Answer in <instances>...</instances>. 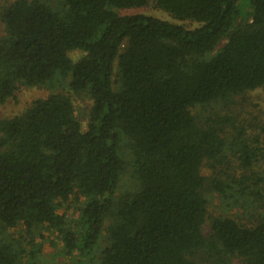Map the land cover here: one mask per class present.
<instances>
[{
    "label": "trees",
    "instance_id": "1",
    "mask_svg": "<svg viewBox=\"0 0 264 264\" xmlns=\"http://www.w3.org/2000/svg\"><path fill=\"white\" fill-rule=\"evenodd\" d=\"M146 7L173 21L118 12ZM19 88L49 93L0 117V264H40L43 233L65 264H264V126L238 118L264 0L4 1L0 105Z\"/></svg>",
    "mask_w": 264,
    "mask_h": 264
},
{
    "label": "rangeland",
    "instance_id": "2",
    "mask_svg": "<svg viewBox=\"0 0 264 264\" xmlns=\"http://www.w3.org/2000/svg\"><path fill=\"white\" fill-rule=\"evenodd\" d=\"M6 2L8 0H0V3ZM243 11H249L248 7L244 4L241 5ZM120 15H136V14H144L157 17L162 20H167L172 22L166 14L155 10L151 7L139 8V9H130V10H120L118 11ZM187 28H194L196 26L195 23L184 21L177 22ZM82 56V53L79 51H72L69 53V57L76 61ZM48 90L46 89H37V88H19L14 97L10 100H7L4 104L0 105V117L9 118L19 114L23 111L32 101L36 99L45 98L48 95ZM72 97L73 105L76 110V115L79 117L81 121L82 129H85L86 120L84 116L87 114V110L90 106V102L85 98H76ZM242 109L238 114V118L241 122L252 121L255 118L258 126H264V89L257 90L255 92L249 93L245 96L244 103L241 104ZM250 132L256 134L258 129H250ZM234 163H236L233 160ZM217 168L216 173L219 171ZM201 174L205 177H211L212 173L207 167H203L201 169ZM214 176V175H213ZM128 175L123 177L120 187L123 188L126 186L128 182ZM225 207L221 206L220 200L217 195H212L211 205L208 208V216L215 217L225 212ZM204 233H208L209 226L208 222L204 225ZM22 228H15L7 232L12 237L17 236V233L21 234ZM44 237L41 239L40 237H36V244H41V254L39 257L40 264H65V260L57 254L61 250V244L59 243L58 238L54 234H46L43 233ZM232 264H239L238 262H233Z\"/></svg>",
    "mask_w": 264,
    "mask_h": 264
}]
</instances>
